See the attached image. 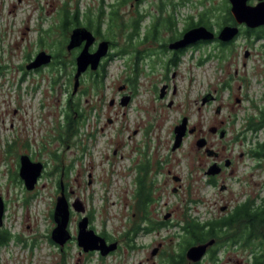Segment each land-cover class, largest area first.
Listing matches in <instances>:
<instances>
[{"label":"rangeland","instance_id":"374dc122","mask_svg":"<svg viewBox=\"0 0 264 264\" xmlns=\"http://www.w3.org/2000/svg\"><path fill=\"white\" fill-rule=\"evenodd\" d=\"M135 4L0 0V198L5 204L0 231L12 236L9 245L0 248V264H168L170 253L159 257L153 251L162 241L168 251L179 253L178 239L186 240V218L206 223L219 219L223 206L233 209L248 200L257 206L264 200V160L260 169L250 155L264 142V130L256 135L247 129L249 119L259 122L264 113V40L250 46L242 35L232 49L221 50L216 44L191 48L173 65L172 54L158 51L159 45L168 46L202 16L215 27L222 23L224 0H144L139 8ZM112 6L120 10L121 25L138 22L140 33L123 53L126 34L107 36L104 23L102 34L112 42L105 78L98 87L94 78H82L74 94L73 65L53 66L63 49L65 59H73L66 47L71 31L62 28V16L79 9L86 27V15L94 20L100 12L107 16ZM137 13L151 18L136 20ZM170 17L172 31L164 29L156 41H145L156 19ZM42 51L52 55V62L27 70ZM209 95L215 100L203 103ZM125 97L130 98L123 105ZM71 107L77 113L68 136ZM184 117L190 129L199 131L173 150L174 129ZM214 125L226 130L224 139L209 130ZM201 134L215 148H227L223 154L232 153L236 164L235 172L225 173L216 187L208 184L204 172L212 159L196 146ZM236 136L244 143H234ZM21 153L45 166L33 191L19 176ZM138 177L146 178L151 189L149 218L179 225L129 241L125 235L136 220ZM61 182L70 204L79 200L86 209L72 210V235L77 237L79 222L88 216L90 228L107 232L118 243L117 250L107 257L87 255L76 242L62 251L51 240ZM250 255L241 245H230L220 264H251Z\"/></svg>","mask_w":264,"mask_h":264},{"label":"water","instance_id":"95a60500","mask_svg":"<svg viewBox=\"0 0 264 264\" xmlns=\"http://www.w3.org/2000/svg\"><path fill=\"white\" fill-rule=\"evenodd\" d=\"M134 2H140L141 0H133ZM248 0H230L232 5V14L237 23V26H226L220 33L219 38L221 41L227 43L232 41L239 34V26L245 25L248 28L255 29L264 26V2H259L257 5L251 6L247 4ZM261 1V0H260ZM213 32L205 27H195L186 31L182 38L170 43L169 49L181 50L188 46L194 45L199 41H210L214 39ZM96 42V38L93 33L85 28L78 27L72 30L70 40L67 45V50L72 51L77 49L85 43L82 51L77 57L76 67L77 72L74 82V94L78 91L82 75L90 68L91 70H97L102 60L108 55L110 51V43L108 41H102L97 50L90 52L91 46ZM52 62V55L46 52H40L35 60L27 65V70H36L42 66L48 65ZM124 88V87H123ZM165 95V88L161 90L160 97ZM207 97L203 99V103L207 101ZM129 97H125L122 100V104H127ZM189 120L184 117L179 125L174 129V145L173 150L180 148L183 144L184 138L188 134H192L194 130L188 129ZM212 132H215L214 130ZM225 132L221 134V138H224ZM198 148H202L206 145L205 139H200L196 143ZM44 171V164L41 162H33L29 156H22L20 159L19 176L24 182L28 191H33ZM219 170H216V166H212L208 170V175L217 174ZM61 191L60 196L57 199L56 207L54 210V222L56 227L51 233V240L61 248L72 240V234L69 230V224L71 220L72 210L78 213H85V206L79 201H75L70 204L67 199L65 187L63 182L60 184ZM5 213V204L2 198H0V225L3 223V216ZM168 219V216L165 217ZM90 221L87 216L83 217L78 224L77 243L78 246L85 253L99 252L101 256L107 257L112 252L118 249V243L114 242L108 244L106 239L96 233L93 229H90ZM214 240L209 241L206 244L197 245L191 247L186 254V258L190 262L198 263L202 261L207 253V249L214 244ZM157 251V250H156ZM154 251L153 255H155Z\"/></svg>","mask_w":264,"mask_h":264},{"label":"trees","instance_id":"16d2710c","mask_svg":"<svg viewBox=\"0 0 264 264\" xmlns=\"http://www.w3.org/2000/svg\"><path fill=\"white\" fill-rule=\"evenodd\" d=\"M128 0H123V4H125ZM122 5V4H120ZM118 5V6H120ZM118 9L114 6L111 7L110 13L105 16L104 13L100 12V14L95 18L96 24L94 23L93 17L90 15H86V20L88 24L85 28L97 29L100 33L102 39H108L107 36L116 37L117 32L126 34V49L123 53L126 52L129 48L132 47L133 37L138 36L140 33V27L138 22H132L130 24H120L119 19L121 18ZM106 23V34H102V26ZM233 25L235 24L234 19L232 18ZM174 25L173 18L169 19H160L157 24H153L152 30H150V34L148 32L145 41H156L162 30L167 29L172 31V27ZM194 25H189L184 31L193 28ZM84 27L80 21V10L76 9V11L71 14L69 11H65L62 16V28L69 31H72L75 28ZM131 31L129 35L127 32ZM153 33V34H152ZM182 32L179 37L183 34ZM152 34V35H151ZM178 37V38H179ZM177 39V38H176ZM176 39H172L176 40ZM67 43V42H66ZM55 55L53 66L66 67L68 65H73L74 61H67L65 59L64 49L63 52H57ZM104 69V75L101 79H94L93 84L95 87H98L104 80L106 71ZM3 73V67L0 65V75ZM77 112L74 108H69V113L66 116L67 127L66 134H70L73 124L74 115ZM248 130L252 133L258 134L259 131L264 130V119H262L259 123L250 122ZM69 136V135H68ZM251 157L256 158L257 160L264 158V142L261 144H257V147L250 152ZM138 193L136 195L137 198V206H136V220L132 229L125 235L128 237L129 241L136 239L139 234H149L157 231L162 228L164 224L156 223L152 221L149 211V206L152 202L151 198V189H148L146 186V178L143 180L138 177ZM255 201L248 200L245 203L237 206L233 212L223 218L207 221L206 223H201L198 219H190L186 218V225L182 227L184 234L186 235V241L189 244H197L206 242L210 239H217V243H219L222 239H231V245H241L246 250L250 252V260L251 264H264V200L257 206ZM149 220L150 225L146 223ZM179 224H177L178 226ZM12 240L11 234L6 231H0V248L8 246L10 241ZM135 248V247H133ZM170 264H184L185 257L184 256H176L170 259Z\"/></svg>","mask_w":264,"mask_h":264},{"label":"flooded vegetation","instance_id":"af4514ba","mask_svg":"<svg viewBox=\"0 0 264 264\" xmlns=\"http://www.w3.org/2000/svg\"><path fill=\"white\" fill-rule=\"evenodd\" d=\"M143 1L144 0H141L140 2H137V5L135 4V8H139L141 6V4L143 3ZM259 2H264V0H261V1L260 0H248L247 4L251 5V6H254V5H257ZM224 5H225V7H224L225 10L223 11V14H222V21L223 22L217 24L216 27L212 24L211 19H209V21L205 20V19H203V16L201 18H199L197 22H194L192 24V25H194L193 28H195V27H205L208 30H210L211 32H213L214 35H215L214 39H212L210 41H199L198 43H196L194 45H191V46H188L187 48H184V49H181V50H171V49H169V45L170 44L168 46L166 44H162V45H159V48L157 50L158 51H162V53H165V54L170 52L172 54V56H171V59L169 60V63H171L173 65H177L179 63V61H180L181 56L186 51H188L191 48H196L197 49V48H201L203 46L209 45V44H216L217 47L220 48L221 50L232 49V47H233L234 43L236 42V40L239 37H241L242 35H244V36H246L248 38V44L250 46L253 45V42L257 43L258 41H260L262 39L264 40V26L259 27V28H255V29H251V28L246 27L245 25H240L239 26V34L232 41L227 42V43L221 41L220 38H219V35H220L221 31L226 26H237V23H236V21L234 19V16L232 14V5H231L230 0H224ZM134 18L136 20H143V19L151 18V17H147V16H144L141 13H137V14H135ZM232 18L234 19L236 25H233ZM157 20H159V19H156V21L153 22V24H157L159 22ZM184 30H183V32L185 33L186 31H188L190 29H188L186 31H184ZM148 31H150V30H148ZM91 32L95 36L96 42L94 43L93 46H91L90 52L94 53L97 50L99 44L102 41H108L110 43V49H111L112 42L110 40L102 39L101 36H100V33H99V31L97 29H95V31L93 30ZM183 34L178 39L174 40L173 42L181 39ZM70 35H71V33H70ZM69 40H70V36H69V39H68V41L66 43V47H67V45L69 43ZM84 45H85V43H83V45L81 47H79L77 49H74L72 51H69L71 53L72 57H73L72 60L74 61L73 67L75 68V75H76V72H77L76 60H77L78 55L82 51ZM263 49H264V46H263ZM248 56H249V53H247V57ZM111 58H112V54L109 51L108 55L102 60L99 68L97 70H94V71L91 70L90 68H88V70L82 75L81 81H82V78H84V77H92L94 79H101L103 77L104 73H105L103 68H105V65L108 63V61L111 60ZM135 58L140 59V57H137V56ZM75 75H74V79H75ZM166 93H167V86L165 87V94ZM207 98H208L207 101L215 100V98L213 96H211V95L207 96ZM240 102H241V100H239L238 103H240ZM218 112H220V110ZM262 116H263L262 119H264V113H262ZM255 120L256 119L254 117L249 119L247 127H249L250 122H256ZM259 122H256V123H259ZM188 129L192 130V129L189 128V126H188ZM193 130H194L193 133H196L197 131H199L197 127H194ZM209 130L211 132L213 130L215 131V132H212L214 136L219 135V137L221 138V134H222L223 131L225 132L224 138L227 136L226 130L222 129L218 125L212 126ZM224 138H221V139H224ZM200 139H205L206 140V145L204 147L198 148V149L200 151H202L203 153H205L208 157H210V159H212V161H211V163H209L208 167L204 169V172H205L206 177H208V184L210 186L216 187L218 185L219 180H221L225 176V173L229 172L230 174H233L235 172L236 164H235L234 160L232 159V153H230V157L226 156L225 154H223V152H222L223 149H227V148H219V147L215 148L216 147L215 144H213V143L211 144L210 141L208 140V138L204 137L202 134L199 137V140ZM233 142L234 143H238L239 142L241 144L244 143L241 136H236V138L234 139ZM22 156H25L24 153L20 154L19 163H20V159H21ZM241 157H244L243 153H242ZM263 160H264V158H261L260 160H258L257 166L260 169H263V165H262ZM214 165L216 166V170H219V172L217 174L208 175L207 174L208 170H210V168L212 166H214ZM44 168H45V166H44ZM226 189H227V187L224 184H221V190L225 191ZM136 195H137V193L135 192V197H136ZM136 200H137V198H136ZM236 207H233V209H228L227 206H223L222 209H221V211L223 212V215L220 216L219 219L231 214ZM146 223L150 225L149 220H147ZM161 223L164 224V226L177 227V225L176 224L174 225L173 221H171V220H169V221L164 220ZM77 235H78V233H77ZM99 235L102 236L104 239H106L108 244L114 242V241L111 240L112 238L107 232H103V233H101ZM76 238L72 235V240H70L68 243L69 244L74 243V242L77 243V240H75ZM178 240H179L178 241L179 242L178 247L180 248L179 253L175 254V253H172V251H168L166 246H165V244H164V242L159 241L157 247L154 249V251L157 250L156 253H155V256L165 257V255L170 253V255H168L169 256L168 257L169 261H170V259L172 257L184 256L185 257L184 264H203L207 260L210 263H212V264H220V259H219L220 256L222 254H226L228 249H229V246L231 245V239H222L219 243H217V239H210V240H208L206 242L197 243V244H189V242H187L185 239H178ZM211 240H214L215 242H214V244L212 246H210L207 249V253H206V255H205V257H204V259L202 261H200L198 263H194V262H190L186 258L187 251L191 247L197 246V245L206 244V243H208ZM67 244L65 245V247H67ZM77 245H78V243H77ZM64 250L65 249L62 248V251H64ZM154 251H153V253H154ZM93 254H94V252L87 253V255H93ZM168 264H170V262H168Z\"/></svg>","mask_w":264,"mask_h":264}]
</instances>
